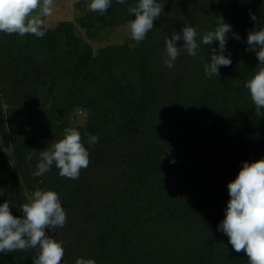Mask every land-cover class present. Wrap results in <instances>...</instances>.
<instances>
[{"label": "trees", "instance_id": "1", "mask_svg": "<svg viewBox=\"0 0 264 264\" xmlns=\"http://www.w3.org/2000/svg\"><path fill=\"white\" fill-rule=\"evenodd\" d=\"M190 1L200 49L165 82L167 88L155 57L162 40L183 24L178 0H157L164 5L161 16L139 44L129 34L126 42L97 52L68 20L56 27L44 23L42 38L0 32V135L14 161L3 159L0 142V205L8 201L22 218L21 206L30 201L25 188L32 196L37 189L55 191L66 212L64 227L74 216L88 226L81 248L65 254L67 264L77 258L96 264H248L217 229L230 199L228 183L244 161L264 159V116H256L245 87L264 67L247 44L249 31L264 27V0ZM137 3L112 0L101 15L81 2V25L96 38L135 19L129 7ZM217 16L240 39L228 34L224 54L232 64L208 78L204 65L218 41L204 45L200 36L215 29ZM163 86L172 114L162 130ZM82 110L86 122L74 125ZM69 127L81 133L88 168L76 180L61 177L55 165L33 177L40 152ZM89 135L99 142L89 144ZM109 165L110 180L93 181ZM37 253H0V264H33Z\"/></svg>", "mask_w": 264, "mask_h": 264}, {"label": "clouds", "instance_id": "2", "mask_svg": "<svg viewBox=\"0 0 264 264\" xmlns=\"http://www.w3.org/2000/svg\"><path fill=\"white\" fill-rule=\"evenodd\" d=\"M116 2L124 4L125 0ZM111 3L112 0H90L88 10L103 15ZM163 6L157 0H138L135 6L129 7V12L135 15V19L129 23V29L136 44L143 41L154 27L153 21L161 16ZM52 11L53 0H0V32L16 33L21 37L32 34L42 38L45 35L43 18L50 16ZM249 14L253 21H257L254 14ZM215 24L214 30L200 36L204 45L211 46L214 41H218V49H212L210 63L204 65L208 78L219 76L221 66L232 64L230 57L224 54L228 34L232 33L235 39H240L222 16H217ZM198 36L194 27L185 24L180 33L175 32L170 39H166L165 66L170 69L174 67L181 51V47L176 44L179 40L184 41L182 49L189 56L196 57L200 49ZM247 44L250 51H255L259 65H264V27L257 26L249 31ZM245 87L249 90L256 116H264V67L259 68ZM98 142V136L89 135V144ZM26 160L31 161L32 155L28 154ZM89 163V151L81 142V133L69 127L64 130L62 139L40 152V161L32 175L40 177L55 165L61 177L76 180L81 169H87ZM170 163H175V160ZM227 187L230 199L225 218L217 230L227 235L237 253L243 251L247 255L248 264H264V159L252 163L244 161L237 177ZM9 205L8 201L0 205V253L38 249L33 264H61L64 256L62 242L48 236L45 231H55L66 224V212L58 194L52 190L37 189L30 201L21 206L22 218L14 216ZM75 264H96V261L77 258Z\"/></svg>", "mask_w": 264, "mask_h": 264}, {"label": "rangeland", "instance_id": "3", "mask_svg": "<svg viewBox=\"0 0 264 264\" xmlns=\"http://www.w3.org/2000/svg\"><path fill=\"white\" fill-rule=\"evenodd\" d=\"M83 3L84 6L88 9V5L90 0H53V11L52 14L48 17H44V23L48 27H56L61 21L68 20L74 23L75 32L78 36L82 37L84 40L89 42L93 47L94 51L97 52L101 47L106 45L113 44H122L126 42L129 34V21L121 24L119 26L111 27L105 30H102L100 35L96 38L89 37L87 30L81 25L80 19L84 14V10H82L80 3ZM178 4H181L182 10V18L183 24L181 26H177V33L181 32V29L185 24L191 26V18H192V9L193 2L190 0H178ZM165 40H162V44H159L157 55L155 57V64L159 72L162 73L164 86L165 82L170 81L173 78V74L175 72H179V70L184 69L189 62V55L182 49L184 41L179 40L176 42L177 47H181L180 55L174 62L173 68H168L165 66L164 61L167 59L165 52ZM170 39V38H169ZM164 86L161 88V107L158 113V120L162 130L167 126L170 118H171V110L168 106V100L166 92L164 91ZM88 113L85 110L78 111L75 117L73 118L74 125L83 124L86 122ZM0 142L2 144V150L4 153L3 159L11 164L14 162L12 157V148L9 146L2 136L0 135ZM12 166V165H11ZM14 167V166H13ZM112 165L107 166L103 170H99L97 174L92 175L93 181H96L98 184H103L104 182H108L111 178V170ZM29 199L32 198L31 191L26 189L24 190ZM73 222V223H72ZM87 225L82 224L81 219L78 216H74L73 219H70L67 222V226L63 227L59 231L51 232L49 229H46V234L58 242H62V246L64 248V256L61 261V264H67L64 257L66 253L76 252L81 248L83 243V235L87 230Z\"/></svg>", "mask_w": 264, "mask_h": 264}]
</instances>
